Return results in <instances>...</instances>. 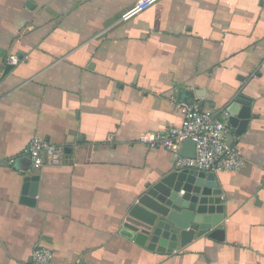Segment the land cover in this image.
Segmentation results:
<instances>
[{"label":"crops","instance_id":"1","mask_svg":"<svg viewBox=\"0 0 264 264\" xmlns=\"http://www.w3.org/2000/svg\"><path fill=\"white\" fill-rule=\"evenodd\" d=\"M135 1L0 0V264H32L36 247L52 264H264V0H159L121 21ZM179 88L214 112L251 100L246 130L227 137L245 166L215 174L221 222L148 250L119 230L143 186L176 168L138 138L180 125ZM34 137L61 162L33 170Z\"/></svg>","mask_w":264,"mask_h":264},{"label":"water","instance_id":"2","mask_svg":"<svg viewBox=\"0 0 264 264\" xmlns=\"http://www.w3.org/2000/svg\"><path fill=\"white\" fill-rule=\"evenodd\" d=\"M13 66L7 65L5 71ZM201 94L179 88L177 103L193 105L195 97ZM198 107L202 110L203 104L199 103ZM225 110L229 114V127L241 135L251 117V100L239 94ZM194 154V142L184 141L179 157L192 159ZM37 180V176L24 179L22 194L29 199L23 198V202L33 204ZM222 194L215 174L175 168L143 186L128 208L119 234L148 250H154L157 245V250L167 247L168 252L184 248L221 222L225 202Z\"/></svg>","mask_w":264,"mask_h":264},{"label":"built area","instance_id":"3","mask_svg":"<svg viewBox=\"0 0 264 264\" xmlns=\"http://www.w3.org/2000/svg\"><path fill=\"white\" fill-rule=\"evenodd\" d=\"M159 0H136L122 15L121 21H128L147 10ZM15 57L9 56L7 63L12 64ZM175 107L181 117L179 126L168 127L161 132L140 135L139 143L149 149L161 148L170 152L176 159L177 169L197 170L205 173H234L245 166L239 152L228 146L230 132L229 114L225 109L218 112L201 110L197 104L176 103ZM192 140L195 144L194 158L179 157L184 141ZM33 170L40 169L45 163L59 164L62 149L34 137L24 150ZM12 163V161H9ZM32 264H52V253L44 247H36L31 256Z\"/></svg>","mask_w":264,"mask_h":264}]
</instances>
